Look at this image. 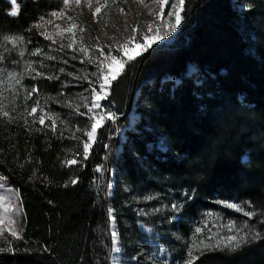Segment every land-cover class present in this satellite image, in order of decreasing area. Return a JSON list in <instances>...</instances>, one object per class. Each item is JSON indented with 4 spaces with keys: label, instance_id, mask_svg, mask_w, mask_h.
Returning a JSON list of instances; mask_svg holds the SVG:
<instances>
[{
    "label": "trees",
    "instance_id": "1",
    "mask_svg": "<svg viewBox=\"0 0 264 264\" xmlns=\"http://www.w3.org/2000/svg\"><path fill=\"white\" fill-rule=\"evenodd\" d=\"M18 1L12 16L9 1L0 0V43L15 33L35 38L33 25L63 3ZM182 17L175 40L129 61L111 82L116 111L133 104L139 114L120 154L116 120L106 119L87 157L79 148L70 165L75 144L60 126L0 114V174L18 191L23 210L19 238H0V264H108L110 201L127 256L165 264L139 253V231L123 200L170 188L187 191L185 220L217 199L242 200L255 213L239 248L205 249L190 264H264V0H184Z\"/></svg>",
    "mask_w": 264,
    "mask_h": 264
},
{
    "label": "rangeland",
    "instance_id": "2",
    "mask_svg": "<svg viewBox=\"0 0 264 264\" xmlns=\"http://www.w3.org/2000/svg\"><path fill=\"white\" fill-rule=\"evenodd\" d=\"M175 3L176 0H168L167 4H162L161 0H143V2L141 0H107L106 6L101 7V12L94 17L95 8L104 5L105 0H99V3L97 0H92L91 8L88 7V0H81L79 5L75 3V0H69L68 5L62 3L54 10L63 12V16L53 17L50 14L44 17L45 21L51 20V23H44L42 28H37L35 38H29L23 34H9L10 36H23L24 40L16 46L4 40L0 43V57H3L0 60V70H2L0 71V114L7 111L12 120L20 122L26 120L31 124H40L39 116L47 114L43 125L49 127H52V120L48 117H53L56 121L55 126L64 129L75 144L68 152L66 159L68 162L77 160L79 148L85 156L83 144L88 139L86 132L91 130L90 125L93 123L89 117L100 113L105 116V121L107 113L111 112L115 117L113 120L121 123L116 133L118 141L115 148L116 155L120 154L126 130L135 126L139 114L133 104L126 113L117 112L108 99L110 88L106 89L107 98L100 100L101 108L89 112L95 100L92 89L96 88L100 91L99 83L101 82L93 73H98L96 65L100 60H104L105 56L117 55L113 49H119L125 44L128 45L129 54H135L140 51V45L150 42L154 37L157 38V42L153 43L150 48L167 46L175 40L181 27L180 24L174 31L170 27L175 23L172 7ZM11 6L10 12L14 7L19 10L20 2L16 0V4H11ZM121 8L124 12L120 11ZM180 15L182 16V11ZM68 17L72 19L69 20ZM73 23L77 25L73 29L76 34V43L73 47H68L72 42L73 33L64 30ZM150 26L151 31L148 30ZM134 27L135 32H133ZM41 32L52 35L53 40L45 39L40 35ZM61 32H63L62 35ZM165 32H168V35L162 40L158 39V36ZM132 36L136 39L131 40ZM145 36L149 39L145 40ZM82 45L88 49L87 55L79 51ZM37 48L42 49L41 54L32 55L31 53ZM101 49L104 52L103 56L100 55ZM20 50L25 51L23 57L19 55ZM140 55H137L134 60ZM47 57H55V59ZM119 57L127 60V56L122 51L119 52ZM90 58L96 62H90ZM29 63L32 68L44 75L35 76V73L28 69ZM60 69L64 71L61 72ZM194 70V65L189 64L188 72ZM10 72L17 73L21 83H17L15 78H9L8 73ZM33 76H35L34 79ZM48 76L58 78L50 80ZM171 77L177 80L176 77ZM33 87L38 88V91L32 92ZM29 93H31L30 96ZM36 101H39L37 113L29 115ZM81 113L85 114L81 115ZM158 145L163 149L166 148L162 137ZM99 169L101 172V168ZM116 171L117 167L114 164L110 165L107 183L109 197L114 195ZM0 185H3L0 187V197L5 198L0 204V216L4 218L3 227L5 229L11 227L20 235L23 227V210L19 193L1 174ZM171 189L161 192L150 191L145 194L133 193L123 200V208L126 209L124 212L133 218L139 231V253L146 251L145 258L148 261L190 264L202 250L231 248L216 247L218 244L224 245L226 237L236 236L239 239L246 236L247 239L249 233L251 234L248 221L250 216L245 215V212H251L247 202L236 198L217 199L212 205L200 209L197 216L185 220L183 219V203L187 191L180 190L176 194ZM228 203L240 205L242 211L227 207ZM5 208H7L6 214ZM108 209H112L109 212L108 222L110 236L113 230L118 233V241H113L111 237L108 264L140 262L136 256H127L124 250L116 220L113 226L111 219L115 217L111 201L108 203ZM8 219L15 220V223L9 225ZM176 222L178 226L174 227ZM182 224L186 227L184 233L181 232ZM197 229L200 231L197 232ZM10 236L11 233L8 231L0 234V238ZM140 244H143V248ZM206 245L212 247L207 248ZM114 246L120 247L121 252H113ZM189 252L192 253L191 257H189Z\"/></svg>",
    "mask_w": 264,
    "mask_h": 264
},
{
    "label": "snow or ice",
    "instance_id": "3",
    "mask_svg": "<svg viewBox=\"0 0 264 264\" xmlns=\"http://www.w3.org/2000/svg\"><path fill=\"white\" fill-rule=\"evenodd\" d=\"M9 2L11 4H13V5L16 4V0H9ZM141 2H143V0H141ZM63 3L65 5H68L69 0H63ZM75 3L77 5H79L81 3V0H75ZM97 3H99V0H97ZM106 3H107V0H105V4L104 5H100V6L95 8V11L93 13L94 17H95L96 14L101 12V7H105ZM161 3L162 4H167L168 0H161ZM183 5H184V0H176V3L172 5L173 10H174L175 23L172 24L170 27H171V30H173V31L182 22L183 17L180 15V12L183 11ZM88 7L89 8L92 7V0H88ZM120 11L124 12V9L121 8ZM161 11H162V9H161ZM9 14L12 15V16H17L18 15V8L14 7L13 10ZM63 15H64L63 12H58V11L51 12V16H53V17H61ZM68 19L71 20L72 17H68ZM44 23H51V20L45 21L44 17L41 16L39 18V22L35 23L33 25V27L42 28L44 26ZM57 27L59 28V25H57ZM76 27H77V25L73 23V24H70L69 27L66 30H64V31H68V32H72L73 33L72 42L68 45V47H73V45L76 43V40H75V35L76 34H75V32H73V29H75ZM135 30L136 29L134 27L133 28V32H135ZM148 30L149 31L152 30L151 26L149 27ZM29 31H31V29H29ZM60 34L62 35L63 32H61ZM40 35L44 36L45 39L53 40V36L52 35H48L46 32H41ZM166 35H168V32H165V33L159 35L158 39L162 40V39H164V36H166ZM130 39L131 40H135L136 37L132 36ZM144 39L148 40L149 38L147 36H145ZM3 40L5 42L11 43L13 46H16V45H18L19 43H21L24 40V37L23 36H16V35H11V36L10 35H4L3 36ZM156 42H157V38L156 37L152 38L150 42H147V43H144V44L140 45V51L135 53V54H129L128 45L125 44L123 47H121L119 49H113V51L117 52V55L105 56L104 60H100L99 63H97L96 66H97V69H98V73H93V75H97L98 76V80L101 81L99 83L100 91H97L96 88L92 89V92L95 95V100L93 101V107L89 109V112H92L93 109H100L101 108L100 100L107 98L106 89L110 88L111 81L116 80L119 77V75L123 71V68H124L125 64H127L129 61L134 60L135 57L137 55H140L142 52H147L148 49L152 46V44L156 43ZM79 51L84 53L85 55H87L88 49L82 45L81 48L79 49ZM120 51H122L124 53V55L127 56V60H124L123 58L119 57V52ZM41 52H42V49L37 48L31 54L38 56V55L41 54ZM19 55L21 57H23L25 55V51L24 50H20L19 51ZM100 55H102V56L104 55L103 49L100 50ZM47 58L48 59H55V57H47ZM2 59H3V57H0V60H2ZM105 61H107V63ZM90 62L95 63L96 61L93 60L92 58H90ZM14 63H18V61H14ZM65 63H67V61H65ZM28 69L31 72L35 73V76H43L44 75V73L37 71L35 68H32L31 63L28 64ZM0 71H2V70H0ZM60 71L63 72L64 69H60ZM8 75H9V78H15L17 83H21L20 79L18 78V74L17 73L10 72V73H8ZM35 76H33V79L35 78ZM47 78L51 80L53 78H58V77L48 76ZM37 91H38V88L33 87L32 92H37ZM30 95H31V93H29V96ZM69 106H71V105H69ZM38 108H39V101H36L35 102V106H33L30 109V112L28 114L29 115L36 114ZM84 114L85 113H81V115H84ZM2 115L4 117H6V118L11 119V117L9 116V113L7 111H3ZM46 115L47 114L39 116V123L40 124L43 125L45 123V116ZM48 118L52 120V127H53V129H55V123H56L55 119L53 117H48ZM89 118L93 120V123L90 125V129L91 130L86 132V136L88 137V139L83 144L85 158L87 157V154H88V152H89V150L91 148V143L94 142V140H95V135H96L97 129L99 127H102V124H103V121L105 119V116L103 114L96 113V114L90 116ZM106 118L107 119H114L115 117H114L113 113L108 112ZM25 123H27L26 120H25ZM68 163L71 165V164L77 163V161L76 160H71V161H68ZM99 170L100 169L98 168L97 171H99ZM75 182L76 181L73 180V183H75ZM0 187H3V185H0ZM4 200H5L4 197H0V204H2L4 202ZM221 203H223V202H221ZM226 206L229 207V208L235 209L236 211H242L241 206L238 205V204H235V203H228ZM111 211H112V209H109V212H111ZM6 213H7V208H5V214ZM254 214H255L254 212H245L246 216H253ZM111 219H112L113 226H114L115 217L113 216V217H111ZM7 223L9 225H12V224L15 223V220L8 219ZM3 225H4V218L2 216H0V234H3L5 231H8V232L11 233V236H15V237L19 238L18 232L16 230L12 229L11 227L5 229L3 227ZM196 231L199 232L200 229H197ZM258 236H259V234H257V236H255L253 238H258ZM111 237H112L113 241H118V233L115 230H113L111 232ZM245 242H246V236L245 237H240L239 239L236 236H229V237H226V243L224 245L218 244V245H216V247L224 246V247H231V248L235 249V248H239L241 246V244H243ZM205 247L211 248L212 246L211 245H206ZM9 250H11V249H9ZM0 251H4V249L0 248ZM112 251L116 252V253H119V252H121V248L118 247V246H114L112 248ZM191 256H192V253L189 252V257H191Z\"/></svg>",
    "mask_w": 264,
    "mask_h": 264
}]
</instances>
